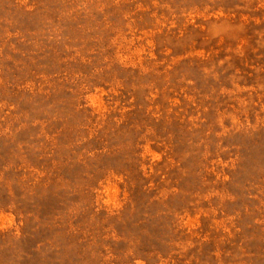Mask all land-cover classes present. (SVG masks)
Wrapping results in <instances>:
<instances>
[{
  "label": "rangeland",
  "instance_id": "obj_1",
  "mask_svg": "<svg viewBox=\"0 0 264 264\" xmlns=\"http://www.w3.org/2000/svg\"><path fill=\"white\" fill-rule=\"evenodd\" d=\"M0 264H264V0H0Z\"/></svg>",
  "mask_w": 264,
  "mask_h": 264
}]
</instances>
